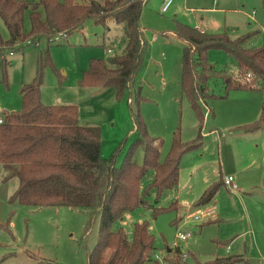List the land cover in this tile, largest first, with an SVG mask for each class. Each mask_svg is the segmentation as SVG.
Wrapping results in <instances>:
<instances>
[{"label": "rangeland", "instance_id": "1", "mask_svg": "<svg viewBox=\"0 0 264 264\" xmlns=\"http://www.w3.org/2000/svg\"><path fill=\"white\" fill-rule=\"evenodd\" d=\"M26 1L34 4L39 0ZM164 1L150 0L142 10L140 28L146 44L145 56L123 97L118 98L113 88L79 86L90 60L109 58L117 51L122 28L110 19L106 26L87 22L81 31L67 39L56 42L55 39L53 43L43 39L13 51L12 55L2 51L0 90L17 97V85L36 75L40 54L49 51L53 67L64 82L60 83L48 65L41 90L46 94L44 101L50 103L48 106H76L83 126L100 128L102 158H109L118 149L116 162L118 167L122 166L138 139L132 114L139 111L149 136L160 141L163 159L170 151L174 134L179 133L183 142H191L198 136L200 126L182 95V53L186 45L176 36L177 26L186 25L212 35L226 34L231 40L249 37L246 47H264L263 0H172L169 10L161 13ZM30 26L28 10L24 15L26 33L30 32ZM9 39L0 18V41ZM207 58L218 75L208 83L216 98L202 103L203 146L183 157L178 188L165 192L157 201L154 192L145 196L154 176L149 172L140 185L146 204L124 215L112 227L115 232L122 230L132 242L135 225L148 224L155 251L144 264H206L228 256L243 259L236 264H263L264 128L251 135L238 130L260 119L264 113V92L245 89L226 92L221 76L226 73L237 76L235 64L223 51L211 50ZM135 160L142 165L141 150ZM237 167L241 170L239 181L258 182L254 183L259 187L252 190V196H246L236 184ZM7 176L0 165V264H89V255L99 236L100 216L69 208L11 204L19 180L6 179ZM228 176L235 179L236 194H230L222 185L216 199L205 207H217L215 214L225 213L222 217L225 219L214 227L202 228L207 221L195 222L190 217L197 211L192 205L209 186L220 184ZM172 203L183 209L154 217V210L166 209ZM179 232L191 233L193 238L181 242L177 254L173 245ZM236 236L241 237L234 243ZM181 254L187 255L185 263L179 260Z\"/></svg>", "mask_w": 264, "mask_h": 264}, {"label": "trees", "instance_id": "2", "mask_svg": "<svg viewBox=\"0 0 264 264\" xmlns=\"http://www.w3.org/2000/svg\"><path fill=\"white\" fill-rule=\"evenodd\" d=\"M149 2L39 0L32 4L26 0H0V18L10 35L8 41H0V55L2 51L13 53L17 47L30 46L43 39L53 43L61 35L68 37L81 31L87 22L106 26L109 19L113 20L122 28L117 51L109 58L90 60L79 86L113 88L121 98L144 60L146 44L140 17ZM28 10L31 26L30 32L26 33L24 15ZM176 36L186 45L182 53V95L200 126L198 136L191 142H183L179 133L174 134L170 151L163 159L160 141L149 136L139 111L132 114L138 139L127 152L122 166L118 167V149L109 158H102L101 130L81 126L78 107L45 105L41 98L45 68L50 65L60 83L64 82L53 67L49 51L40 54L34 79L20 89L21 110L1 113L0 165L8 173L6 179L17 177L19 180L10 203L33 208H69L100 216L99 236L89 255V264H144L151 259L155 247L147 223L135 225L132 242L122 230L115 232L112 227L124 215L145 205V196L150 192L155 193L157 201L165 192L176 190L183 157L203 146L202 103L216 98L208 83L218 75L208 62L209 51H223L236 66L237 76L227 73L221 76L226 92L242 89L264 92V47H246L249 37L231 40L226 34H207L186 25L177 26ZM248 75L251 78L245 79ZM263 128L264 113L257 122L238 131L251 135ZM139 150L143 152L142 165L135 160ZM149 172L154 176L144 196L140 193V185ZM222 185L224 181L207 188L192 208L207 207ZM181 209L178 203H172L166 209L154 210V217L178 213ZM241 261L240 257L228 256L206 264Z\"/></svg>", "mask_w": 264, "mask_h": 264}, {"label": "crops", "instance_id": "3", "mask_svg": "<svg viewBox=\"0 0 264 264\" xmlns=\"http://www.w3.org/2000/svg\"><path fill=\"white\" fill-rule=\"evenodd\" d=\"M165 1L163 2V4L165 3ZM163 4H162V6H163ZM161 13H163L162 12V7H161ZM199 31H201V30H199ZM201 32H203V31H201ZM204 33H206V32H204ZM17 48L19 49V47H17ZM6 52H9V51H6ZM9 54L12 55L13 53L9 52ZM34 77L31 78V80H29L28 82H25V80H23L20 84L17 85V87H18V95H17V97L16 96L10 97V94L5 93L4 90L3 91L0 90V117H1V113H3V112H9V113H11V112H18V111L21 110V108H22V96L20 94V89L22 88L23 85L30 83L34 79ZM129 88H130V86H129ZM45 95H46L45 92L41 91L42 102L45 103L46 105H49L50 103L44 101V99H47ZM79 124L81 126H83L80 123V121H79ZM83 127H86V126H83ZM180 168H181V164H180ZM238 169H239V167H237V170H236V172H237V180H238V176L241 173V170H238ZM225 178L226 177L223 178L222 182L224 181ZM254 183H258V182H253L252 183V181H248L247 183H244V182H241V181L238 180V182L236 184L238 185V187H240V189H242V191L245 193L246 196H248V195L249 196H252V194H253L252 193V190L254 191L255 188L259 187L258 184H254ZM236 184H235V179H234V185L236 186V190L238 191ZM223 186L226 187L225 185H223ZM226 188H227V190H228V192L230 194H232V193H235L236 194V192H237L236 190L235 191L234 190H230L228 187H226ZM250 189H251V192H249ZM216 197H217V195H216ZM216 197L213 199V201L216 199ZM237 198H240V197H237ZM241 199L243 201L245 200L244 197H242ZM211 203H210V205H211ZM212 208H215V212H216V208L217 207L213 206ZM224 216H225V213L224 214H222V212L216 213L215 218L207 221V223H210V224L209 225L204 224L202 226V228H204L205 226H210V227L212 226V227H214L213 225L220 224V222H223V219H225V218H222ZM215 237H219V235H216ZM240 237L241 236H236V238L233 239V242L235 243L237 241V239H239ZM226 254L227 255H230L229 252L227 251V249H226ZM263 264H264V258H263Z\"/></svg>", "mask_w": 264, "mask_h": 264}, {"label": "built area", "instance_id": "4", "mask_svg": "<svg viewBox=\"0 0 264 264\" xmlns=\"http://www.w3.org/2000/svg\"><path fill=\"white\" fill-rule=\"evenodd\" d=\"M172 5V0H166L165 3L163 4L162 6V12L163 13H166L170 6ZM63 39H67V36L66 35H61L59 36L58 38H56L55 42L56 41H59V40H63ZM30 44V43H28ZM108 53H111L110 50H108ZM248 79L251 78L250 75L247 76ZM0 124H3V119L0 117ZM224 185L226 187H228L230 190H236V186L234 185V179L233 177L229 176V177H226L224 179ZM215 208H208V209H200V210H197L194 214H192V217L195 222H200V221H209L213 218H215ZM191 238H193L192 234L191 233H187V232H179L177 234V238H176V242L174 243V249L175 251H178L179 250V244L182 242H187L189 241ZM173 250H170L169 253H172ZM229 252V249L227 250ZM180 254V253H179ZM157 258H159L158 256H156ZM179 260L180 262H183L185 263L187 261V255L186 254H181L179 256ZM164 262H166V260L164 259Z\"/></svg>", "mask_w": 264, "mask_h": 264}]
</instances>
